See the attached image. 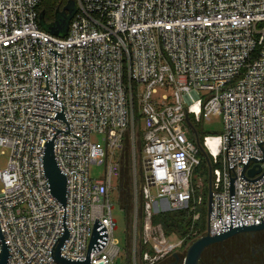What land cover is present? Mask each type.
Here are the masks:
<instances>
[{"label": "built area", "instance_id": "built-area-1", "mask_svg": "<svg viewBox=\"0 0 264 264\" xmlns=\"http://www.w3.org/2000/svg\"><path fill=\"white\" fill-rule=\"evenodd\" d=\"M40 3L0 0V155L8 154L0 171V230L7 264H56L52 251L65 234L60 256L85 260L95 219L107 238L89 254L90 264L112 263L119 248L109 194L121 171L114 154L133 126L134 98L144 133L139 264L184 248L186 238L152 237L157 214L188 211L187 238L198 235L204 201L194 172L201 151L211 166L205 233L264 223V0H76L63 38L39 29ZM211 116L221 117L223 133L204 135L200 148L190 121ZM49 142L66 179L64 206L44 175ZM92 165L103 169L99 178L91 179ZM246 165L260 173L245 179Z\"/></svg>", "mask_w": 264, "mask_h": 264}, {"label": "rangeland", "instance_id": "rangeland-1", "mask_svg": "<svg viewBox=\"0 0 264 264\" xmlns=\"http://www.w3.org/2000/svg\"><path fill=\"white\" fill-rule=\"evenodd\" d=\"M77 9L71 11L74 12ZM44 20L42 18L37 19L38 26L42 25ZM40 28V27H39ZM136 86L133 87V94L135 96ZM136 99L134 98V122L133 126L125 134V139L121 150L114 154V158L119 161L120 165V177L114 179L112 182V189L110 190L109 199L112 205V217L116 222V229L114 230V239L117 242L119 248L117 256L114 257L111 264H139V250L145 249L143 246L140 248V239L142 238V200L140 197V191L143 186V171L141 165V158L143 155L144 147V133L142 131V121H140L139 112L137 109ZM193 127L197 130L200 141L206 134L221 135L223 133V123L220 116H211L208 122H202L193 124ZM204 133V134H203ZM102 138L100 136H92L91 141L99 147L104 148L102 144ZM8 163V154L0 155V171L5 170ZM207 166V165H206ZM103 173L101 167L92 165L90 168L91 179L99 178ZM195 185H199L196 189L197 195L205 198V205L197 208V212L200 213V221L195 226L194 232L198 234L181 250L180 255L186 253V248L200 236L204 235L207 230L208 215H207V194L204 197V189L208 191V167L207 172L203 170V165L197 168L194 172ZM196 187V186H195ZM2 185L0 184V189ZM190 217V216H189ZM192 221L190 218V225ZM193 224V223H192ZM153 225V224H152ZM155 229L152 237L163 233L169 239L178 238L175 233L164 232L161 225H153ZM162 232H161V231Z\"/></svg>", "mask_w": 264, "mask_h": 264}, {"label": "water", "instance_id": "water-1", "mask_svg": "<svg viewBox=\"0 0 264 264\" xmlns=\"http://www.w3.org/2000/svg\"><path fill=\"white\" fill-rule=\"evenodd\" d=\"M76 6V0H71L67 3L65 9L67 11H71L75 9ZM76 13V10L74 11ZM73 13V12H72ZM43 13L41 14V16ZM62 24L59 25L57 28L52 29L50 32H48L50 35H53L55 37L63 38L60 35V32L64 29L65 34H67L68 26L65 27V22L63 19H61ZM65 27V28H64ZM187 125L192 128L188 117L185 119ZM196 144L198 147H200L199 139H196ZM201 148V147H200ZM264 161V153H263V159L261 162ZM207 167H208V194H207V215L210 214L211 211V204H212V191H211V166L207 161ZM43 168H44V175L46 179L48 180L51 195L54 197L61 205H65L66 202V179L59 171L57 164L55 162L54 153H53V143L49 142L45 145V151L43 156ZM248 165L243 167L242 175L245 179H251L254 175L260 173V169L258 168L255 170L254 168L247 170ZM264 173V172H263ZM261 176H259L257 179H259ZM255 179L251 180L254 181ZM231 183V190H232V184L233 180H230ZM264 229V223L258 225V226H239L236 228H229L224 233H221L219 235H209L208 233H205L197 240H194L186 249L185 257H184V264H197L200 255L205 247L208 245L215 243V241H221L229 237L230 235L240 233V232H253ZM67 234H65L54 246L52 251V257L56 264H90L89 254L93 252H97L100 250L107 238V233L105 227L98 221V219H95V223L93 224V230L90 237V241L87 247V253L85 260L82 261H70L62 258L60 256V248L66 239ZM0 264H7L8 263V249L5 244L2 232L0 230ZM173 257L178 259V256L176 254H173Z\"/></svg>", "mask_w": 264, "mask_h": 264}, {"label": "flooded vegetation", "instance_id": "flooded-vegetation-1", "mask_svg": "<svg viewBox=\"0 0 264 264\" xmlns=\"http://www.w3.org/2000/svg\"><path fill=\"white\" fill-rule=\"evenodd\" d=\"M179 251L156 264H184L185 254L181 256ZM197 264H264V229L240 232L215 241L204 248Z\"/></svg>", "mask_w": 264, "mask_h": 264}, {"label": "trees", "instance_id": "trees-1", "mask_svg": "<svg viewBox=\"0 0 264 264\" xmlns=\"http://www.w3.org/2000/svg\"><path fill=\"white\" fill-rule=\"evenodd\" d=\"M70 1L71 0H41V3L38 7V18H42V20H44V23L38 26L40 27L39 29L47 33L50 32L52 29L55 30V28L62 24L61 19H63V21L65 22V27L69 26L72 18L75 15V12L70 13V11H67L65 9L67 3ZM42 13L43 15L41 16ZM65 32L66 31H64V29L60 32L61 37L66 36ZM190 122L193 125V122ZM195 131L198 135L196 129ZM199 154L202 158L201 166L203 165V170L207 172V164L204 158V153L201 151ZM207 192L208 191L205 188L203 191L204 197ZM203 201V205H205V198ZM152 224L161 225L167 235L169 233H175V235H177V237L180 239L186 238L183 247H185L187 243H189L193 239L187 238V236L192 233V230L190 229L191 225L189 213L186 210H177L168 213L157 214L152 218ZM198 234L201 235L202 232L199 231Z\"/></svg>", "mask_w": 264, "mask_h": 264}]
</instances>
